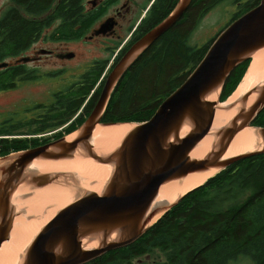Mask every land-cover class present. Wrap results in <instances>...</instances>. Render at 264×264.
<instances>
[{"label":"water","instance_id":"95a60500","mask_svg":"<svg viewBox=\"0 0 264 264\" xmlns=\"http://www.w3.org/2000/svg\"><path fill=\"white\" fill-rule=\"evenodd\" d=\"M190 2L178 0L162 20L119 57L105 77L94 107L75 131L0 157V246L8 239L13 220L18 216L19 211L11 202L17 188L22 185L41 188L57 178L56 173L35 171L31 167L33 161L62 160L79 152L82 157L109 167V176L101 191H84L64 204L38 230L17 264H84L110 250L125 247L183 196L163 209L155 201L162 185L189 174L211 169L219 172L240 159L264 153V148H258L224 157L231 139L243 128L250 125L264 137V127L251 125L264 108L263 80L245 93L244 102L252 96L251 103L236 113L219 138L213 140L209 150L201 157L190 156L210 130L215 107L221 103L220 92L232 70L244 61H251L253 53L264 48V0H259L215 36L201 60L162 100L148 120L100 122L121 77L143 51L183 17ZM111 27L106 20L94 33L105 32ZM29 60L22 56L14 62ZM8 65V62H2L0 69ZM211 94L217 95L216 100L209 99ZM123 123L132 126L116 147L106 153H96L91 143L96 125ZM69 135L72 136L68 139Z\"/></svg>","mask_w":264,"mask_h":264},{"label":"trees","instance_id":"16d2710c","mask_svg":"<svg viewBox=\"0 0 264 264\" xmlns=\"http://www.w3.org/2000/svg\"><path fill=\"white\" fill-rule=\"evenodd\" d=\"M68 1L71 3L54 11L64 18L60 28L52 33L56 39L78 36L73 33L77 22L72 14L77 13L79 6L73 0ZM220 1L225 0H192L185 15L143 51L121 77L101 123L143 122L154 114L162 100L201 60L217 35L201 46L189 43L193 24ZM230 1L237 5V10L227 24L259 2ZM52 2L11 0L0 13V63L22 57L49 26L51 21L33 18V14L46 10ZM176 3L177 0H156L143 19L145 29L137 38L163 19ZM249 61L232 70L220 92L221 102L241 81ZM20 66L16 63L0 69V91L14 88L22 80ZM104 68L103 62L95 61L81 76L84 82L69 86V92L55 97L49 104H33L26 110V116L2 120L0 157L75 131L94 107L106 76ZM251 125L264 127V108ZM51 131V136H45ZM154 253L159 258L153 260L150 256ZM142 256L144 260L138 259ZM150 258L152 261H148ZM241 258L264 264V153L240 159L220 170L185 193L134 242L84 264H133L135 259L137 264H228Z\"/></svg>","mask_w":264,"mask_h":264},{"label":"bare ground","instance_id":"6f19581e","mask_svg":"<svg viewBox=\"0 0 264 264\" xmlns=\"http://www.w3.org/2000/svg\"><path fill=\"white\" fill-rule=\"evenodd\" d=\"M263 80L264 48L253 53L247 72L234 92L225 102L216 105L210 130L193 149L190 154L191 157H201L209 150L213 140L219 138L222 129L234 119L236 113L242 110L244 105L247 106L251 103L252 96L244 102L245 93L258 86ZM216 96V94H211L209 99L216 100ZM131 126L127 123L109 126L96 125L91 136L94 151L106 153L114 149ZM71 136L69 135L67 138L69 139ZM258 148H264V137L256 128L249 125L233 136L224 157ZM1 163L2 160L0 159V165ZM31 167L40 173H56L57 178L48 186L35 188L22 185L14 192L11 202L15 204L16 210L20 214L13 220L8 239L0 246V264H17L23 251L38 230L64 204L84 191L99 193L109 176L108 166L84 158L79 152L71 158L62 160L33 161ZM217 171V169H211L207 172L189 174L181 180L162 185L155 200L156 204L163 206V209L166 208L180 196L201 185ZM175 196L176 198L170 202ZM159 215L160 213L152 221L157 219Z\"/></svg>","mask_w":264,"mask_h":264},{"label":"flooded vegetation","instance_id":"af4514ba","mask_svg":"<svg viewBox=\"0 0 264 264\" xmlns=\"http://www.w3.org/2000/svg\"><path fill=\"white\" fill-rule=\"evenodd\" d=\"M155 1L73 0V3L79 6V9L76 10L77 13L72 14L77 22L73 33L78 36L69 39H56L52 33L56 28H60L64 18L57 16L54 11L57 7L71 2L54 0L49 8L33 14V18H42L51 21V23L25 50L24 54L30 60L18 63L22 69L20 82L54 79L58 89L49 90L48 96H50L49 99L51 98V103L55 97L69 92L67 90L69 86H77L84 82L85 78H81V76L97 60L105 64L103 74L107 76L119 54L124 53L126 47H130L145 29L142 21ZM29 16L30 14H27V17ZM106 20L112 24L111 29L95 34L94 30ZM96 55H102V58L96 59L94 57ZM13 64L16 63L9 62L7 67H11ZM242 260L246 264H257L250 259ZM239 261L241 260L232 261L231 264Z\"/></svg>","mask_w":264,"mask_h":264},{"label":"rangeland","instance_id":"374dc122","mask_svg":"<svg viewBox=\"0 0 264 264\" xmlns=\"http://www.w3.org/2000/svg\"><path fill=\"white\" fill-rule=\"evenodd\" d=\"M10 4H11V0H0V13ZM236 10H237V5L233 4L230 0L220 1L219 3H217L210 10H208L202 17H200L195 24H193L194 26L190 34L189 43L195 46H201L207 43L210 39H212L216 34L220 32V30L227 24V22L236 12ZM22 56H25V54L23 53ZM94 57L96 59H100L102 58V55H96ZM8 61L12 62L14 61V59L10 58ZM42 69L44 68L42 67ZM51 89H58V86L56 85V81L54 79L51 80L42 79L36 82L32 81V82H24V83L18 81L16 87L8 90L0 91V122L10 116L23 117L28 115V112L26 110L31 109L32 105L35 103H44V104L50 103L51 98L49 99L50 96H48V93L49 90ZM52 133L53 131L47 133L45 136H51ZM176 196L173 199H171L170 202H172L176 198ZM47 200H49V198H47ZM32 212H33V205H32ZM19 214L20 213L18 212L17 215ZM157 255L154 253L150 257L153 260H155L156 258H159V256L156 257ZM151 258L148 261H152ZM138 259L144 260V256L139 257ZM138 259H135L133 261V264H137ZM242 259L243 258L238 259L241 261L232 264H246ZM229 264H231V262Z\"/></svg>","mask_w":264,"mask_h":264}]
</instances>
